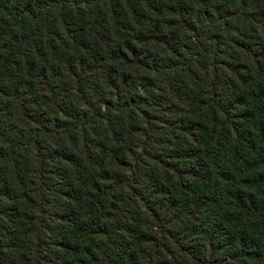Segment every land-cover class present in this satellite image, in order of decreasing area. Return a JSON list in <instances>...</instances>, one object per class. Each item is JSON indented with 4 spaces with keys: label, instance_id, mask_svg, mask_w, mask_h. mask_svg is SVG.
I'll return each mask as SVG.
<instances>
[{
    "label": "trees",
    "instance_id": "1",
    "mask_svg": "<svg viewBox=\"0 0 264 264\" xmlns=\"http://www.w3.org/2000/svg\"><path fill=\"white\" fill-rule=\"evenodd\" d=\"M0 264H264V0H0Z\"/></svg>",
    "mask_w": 264,
    "mask_h": 264
}]
</instances>
